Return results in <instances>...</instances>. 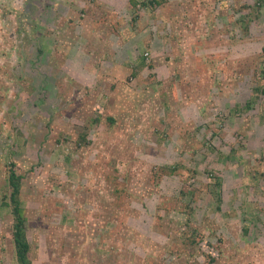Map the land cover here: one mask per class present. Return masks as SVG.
Listing matches in <instances>:
<instances>
[{
	"label": "rangeland",
	"instance_id": "1",
	"mask_svg": "<svg viewBox=\"0 0 264 264\" xmlns=\"http://www.w3.org/2000/svg\"><path fill=\"white\" fill-rule=\"evenodd\" d=\"M28 1L0 0V201L6 214V218L0 216V220H4L3 224L0 223V264H17L11 237L14 218L10 213L7 183L11 164L21 177L19 205L25 212V235L30 245L28 258L31 264H142L134 249L142 242L145 244L138 231L144 234L146 226L150 228L152 236L157 234V243L153 241V246L161 247L160 243L163 245L165 240L160 235L164 227L173 218L186 220L180 216L183 211L190 213L187 219L190 225L199 226L198 216L192 215L199 206L194 200L183 202L179 193L187 181L185 176L179 184L168 186L170 194H175L173 208L169 209L168 204L158 201L167 194L165 192L158 200H150L168 213L163 217L154 216L157 213L155 208L138 199L133 186L136 179L133 180L132 174L142 172V176L149 178L151 168L146 164L155 161L154 157L161 153V149L157 152L144 145L142 134H150L152 140L153 132L160 133L165 129L158 127L164 125V121L158 119L157 114L164 113L168 120L178 117L174 125L180 127L179 121L185 125L179 135L173 133L172 140L179 149L178 142H188V137L184 138L188 132L197 135L194 133L197 126H202L199 131L205 134L200 132V135L203 140H208L207 133L229 126L233 118L248 119L255 109H264V0H157L161 3L158 11L148 15L152 18V24H147L151 40H145L146 33L140 31L145 22L129 21V28L115 36L111 43L113 49L105 44L102 54L107 55L90 68L91 47L98 50L104 42L97 38L83 39L79 25L77 32H71L68 24L59 20H53L50 32L45 34L49 39L44 38V34H35L20 7L27 9L35 19L48 10L42 12ZM48 1V9L60 5L58 0ZM73 1L79 6L72 11L70 3L62 2L61 13L85 21L89 15V8L85 7L87 0ZM120 1L114 0L104 6L110 7L117 15ZM245 4L252 6V13L243 9ZM78 7L83 8V13H79ZM127 12V18L133 16L132 5ZM256 12L260 21L252 22L249 30L246 23L238 27L241 19L237 16L245 14L243 20L249 21V14L252 16ZM49 16L53 17V12ZM106 21L115 24L116 16L107 18L104 13L101 17L88 19L87 25L101 30L103 35L115 28L114 25L103 26ZM60 26L66 33L58 32ZM123 28L119 18L116 29ZM238 31L246 33L245 39L235 40L234 32ZM166 35L174 36L175 54L165 52L169 42ZM119 45L124 47L114 51ZM192 49H196V57L190 51ZM224 49H227L225 54ZM145 51L150 53L147 63H153L156 78L149 77L143 64ZM200 54L204 56L198 60ZM28 66L30 74L37 75L30 83L28 80L22 83V75H26ZM92 67L97 71L95 77L89 72ZM136 67L142 68L147 76L142 77L144 82L139 77L136 80L144 88L141 89V100H136L134 79H129ZM106 68L111 70L112 76H103ZM94 90L95 95L99 92V100L89 105V93ZM103 94L108 96L107 100ZM132 107L136 108V115L129 113L132 111L128 109ZM261 114L262 118L264 111ZM96 116L101 118L99 123L91 125L89 119ZM109 121L113 123L109 125ZM247 128L241 132L232 129L230 133L243 137ZM172 132L176 129L173 128ZM256 133L258 145L264 147V124ZM80 134L85 138L82 139ZM173 142L169 137L163 150L166 148V154L174 157L175 150H178ZM137 144L141 145L137 148ZM201 145L200 154L208 156L206 146ZM251 147L254 145H245L243 149L231 146L230 155L219 159L223 163L234 161L237 150L250 152L248 157H252L254 149ZM194 156L198 157L197 152ZM254 158L255 164L260 163L264 149ZM205 162L206 158L202 164ZM184 169H187L186 165L178 171L170 169L165 175L177 174L180 170L185 172ZM210 171L216 173L205 165L200 173L201 180L209 186L213 184V179L206 177ZM201 195L204 198L197 197V201L208 209L213 208L211 199L203 192ZM259 200L264 202V196ZM141 203L146 212L139 215ZM230 208L229 203L222 204V212L230 213H221L217 232L206 230L203 233L205 246L210 243L211 248H216L208 247V250L220 255L217 264L236 262V253H230L231 256L229 252L247 248L239 243L232 248V244L240 236L237 212L247 215L249 208L246 201L236 204L234 211ZM260 214H264V208ZM250 224L252 233H255L252 237L255 248L264 245V232L258 231L260 223L253 220ZM242 240L240 242L245 243L244 237ZM172 245L181 246L176 236ZM182 246L186 248V245ZM147 248L152 254L148 262L167 263L165 258L157 257L150 245ZM256 252L249 259L250 264H264V252L259 248ZM192 256L196 255L193 253ZM195 258L180 255L174 261L171 258V262L187 264L194 260L189 264H202L201 257Z\"/></svg>",
	"mask_w": 264,
	"mask_h": 264
},
{
	"label": "crops",
	"instance_id": "2",
	"mask_svg": "<svg viewBox=\"0 0 264 264\" xmlns=\"http://www.w3.org/2000/svg\"><path fill=\"white\" fill-rule=\"evenodd\" d=\"M58 1L60 3L59 6H55L49 9L47 8V3H49L48 0H29L28 1L29 3L32 2L33 5L41 9L42 12L45 10H48V11H45L46 14L38 15V17L35 20L36 24L33 25V27L37 26V28H35V30L33 31L35 32V34H39V33L40 35L44 34V38L47 39L48 37H46L45 34L50 32V25L53 20H59L64 24L65 23L68 24V27L71 32L73 31L77 32V25H79L78 28L83 31V33L80 35V36H83V39L87 37H89L91 40L94 38H97V40L101 41V43L102 41L104 42V44L101 45L100 48L98 46L97 48L98 50H95L92 47L91 49L89 48L90 49L89 68L91 66H94L93 64L95 62H98V59L100 60V58H103L104 56L107 55V54H104V55L102 54L103 53L102 47L105 44H107L108 46H110L108 48H111V45H112L111 43L114 42L115 36H118L120 32L125 31L126 28L127 29L129 28L128 25H131L129 24V21L131 23H134L137 20H139L138 23H141V21L142 23L145 22V25L142 26L140 31H143L146 33V37H143L145 40H151V30L148 29L147 24L148 23L152 24V22H150L151 21L150 19L152 18L148 17L149 13L147 12H144L145 13L144 18L137 17V19L134 22L131 16L127 18L126 13H128L127 10L131 6V4L128 2L129 0L120 1L121 4H119L118 9L116 10V12H118L117 15H115L114 12L111 11L110 7L108 8V6H104V5H109V3L114 0H87L88 5H85V4L84 5L86 8H89V15L88 17H85L86 18L85 21H81L78 18L74 19L72 16H69V15L66 16L63 13H61L62 8L60 7H62L61 5L62 2L67 1L68 3H70V7L72 10V8H77V6H79L77 5L78 3L77 1H73V0H58ZM127 6L128 8L125 11V8ZM78 11L79 13H83V8L78 7ZM51 12H53V15H54L53 17L49 16ZM104 13H107V18L108 16H116V23L113 24V23L106 21V23L103 26L106 27L108 25L109 26L114 25L115 28H111L110 32H104L103 35H101L100 34L101 30H98V29L96 30L94 29L93 26L89 27V25H87V20L88 19L92 20L93 18H97L98 16L101 17L102 14ZM28 17H29L28 19H30V14L28 15ZM119 18L122 20V25L124 26L123 30L116 29ZM26 27L28 26L26 25ZM70 31L67 30V33H70ZM58 32L66 33V30L63 31V28L60 26V28L58 29ZM89 34L91 35L89 36ZM121 46L122 45H119V47L117 49H114V51L118 52ZM125 48H126V45H125ZM226 52H227V49H224L223 54H225ZM208 55H215V54L209 53ZM202 56L204 55L200 54V56L198 57V60L199 59L201 60ZM51 59L53 58L49 59L52 62L53 60ZM58 66L60 68V65ZM89 72L93 73L92 74L93 77H95L97 73L96 69H94L93 67ZM36 75H37L36 73L30 74V68L27 69L26 75H22L23 76L22 83L24 82L26 83L27 80L30 83L35 78ZM112 75L113 74L111 73L110 69L106 68L103 70V76L106 77V76H112ZM141 79L142 77L140 76L139 80L141 81ZM136 80H137V77L133 80V86H135V94H136L135 98L136 100L137 99L141 100V89L144 90V88L141 86V84L139 86ZM130 86L131 85H128V87ZM97 94L98 95L96 96H97V101H98L100 94L99 92ZM103 95H106V94H103ZM242 103L246 105L245 102H242ZM128 110L132 111L129 113H133L134 115H136L134 111L136 110V108L132 107V108H129ZM263 111H264L263 108L255 109L254 113L250 117H248V119L247 118H233L231 124L229 123V126L225 125L223 126V128H221L217 132L207 133L208 134L207 136L209 137L208 140H203V137L200 134L201 133L205 134V132L198 131V129L201 128L202 126H197L196 132H194L197 135L195 136L191 134V132H188V134L184 136V138L188 137V142L183 143V144L178 142L177 144H179L180 146L179 149L175 146V142H173L172 140L173 133H176L179 135L180 130L185 125H182L180 121L178 122L180 127L174 125L178 117H173L168 120V117H166L164 113H162L161 115L157 114V118L160 120L162 119L164 121L163 123L164 125H161L158 127H163L165 129L164 130L161 129L160 133L153 132L152 135L154 136V138L152 140H151L150 134L147 136L142 134L141 139H142V143L148 146V148H150L151 150L157 151V152H159V150L161 149V153L160 155H157L154 157L155 161L151 160L150 162H148L149 164H146L148 168H151L149 178L148 176L146 177L142 176L141 174L142 172L141 173L133 172L132 174L133 180L136 179L135 185L133 184L134 189H136V193H137L136 195H138V199L144 202V204L149 203L152 205L151 208H155L157 213L153 214L154 216L160 215L163 217L165 214H168V213H166V211L164 210H161L159 206L156 207L155 204H153L151 201L158 200V198H160L161 193L165 192L167 194H164L163 198H160L158 201H160L161 203L163 202V203L168 204L170 206L169 209L173 208L175 205L173 204L172 201L174 200L175 194L174 195L170 194L171 192L169 191L168 186L171 184H179L182 180V176H185L187 178V181L182 186L183 190L181 188L179 190V193L182 197L183 202L194 200L195 203L199 206V208L194 209L195 214H192L195 217L198 216L199 226L190 225L189 221L187 220L190 217V213L183 211V213L180 214V216L186 218V220L183 221L180 219L173 218L170 222L168 221L167 224L170 223L168 226L166 227L163 226L164 229L160 235L164 236L165 240H164L163 245L162 243H160L161 247L153 246L154 243H157L155 241V237L157 234L155 236L153 234L152 236V234H150V228L146 226L147 231L144 234L138 231L139 237L141 239H145V244H143L142 242L139 246L138 245L134 246V249H135V254L137 255V257L141 259L142 264H152L151 262L147 261L152 256L151 253L147 252L148 250L147 245H150L156 251L158 258H161V259L165 258L167 260L166 264H173L171 262V258L174 261V258H179L180 255L182 256V258L185 257L187 259H194L195 257L198 259V257H201L203 259L202 264H205V259L207 260L206 264L208 262H211L210 260L211 258L214 264H217L220 255L211 253V251L208 250V247L211 248L210 243L207 244V247L205 246L206 238L204 237L203 233L205 234L206 230H208L209 232L210 231L217 232L221 219H222L221 213H226V215L230 213V211L222 212L223 203L224 204L229 203V206L231 207L230 210L234 211L233 207H235L236 204L238 205V203L240 205L242 201L244 202L246 201V205L249 208V213L245 215V214H241L240 212L238 214L237 212V215L239 216L237 217V219L240 221V230H239L240 236L237 238V242L232 244V248L235 246V244H238V243L239 245L243 247L244 246L246 247L247 245V248L245 249V251H243L244 250L243 248L241 249L237 248L236 252H229V254L236 253L235 256L237 259L236 262L231 263V264H236L237 261H239V264H250L249 259L253 255L254 251L256 252L257 249L259 248L264 252V249H263L264 245L255 248V245L252 241V237H254L255 233L254 234L252 233L253 230L250 224V222H252L253 220H257L260 223V226L258 227V231L264 232V214H260L263 211L264 202H261L259 200V197L264 196V193H262L264 189H261V188H264V158H261L259 160L260 163L258 164L254 163L255 154L258 153L261 149H264V147H260V145H258L259 138L256 141V137L258 136L256 132L259 133L261 126L264 124V115L261 118V115H262L261 113ZM142 112L143 111L141 110L140 113ZM258 118H260L261 122H259ZM178 127H179V131L177 132ZM214 127H217V125H214ZM173 128L176 129V132H172ZM244 128H247V130L245 134H243V137L235 134V132H241V130ZM251 128H253V130L250 131ZM232 129H236V131L230 133ZM169 137H170V141L174 143L175 148L178 150L177 152L175 150V154L176 153L177 154L174 155V157L173 155L168 156V154H166V148L163 150V146L166 145V142L169 139ZM209 140L211 142L210 144L208 142ZM201 143H203V146H207L208 148L211 147L212 149L211 152H209L207 149L206 153H210V154L206 157L205 155L200 154L199 147H202ZM250 144L254 145V147H251L254 149V152H252L253 153L252 157H248L250 152L243 153L237 150V156L234 161H229V162L226 161L223 163L221 159H219V157L227 158V156L230 155V152L233 151L232 149H230L231 146L238 147V149H243L245 145H249L250 147ZM140 145L141 144H137V148ZM196 152L198 154L197 158L194 156ZM184 154H185V157H184ZM152 158L153 156L151 157V159ZM205 158L207 159V162H205L203 165L202 162L205 160ZM242 158H244V161H242ZM146 162L147 160H145V163ZM184 165L187 166V169H184L185 172L183 170H180L179 173L177 174L173 173L170 176L165 175L168 172L169 168L171 170L178 171L180 168H183ZM205 165L210 166L216 172L215 174L213 173L212 178L209 177L208 175L209 172L206 175L208 179H213V184L210 186L207 185L206 182H203L200 178V173L202 172V169L204 168ZM259 189H261L262 191L259 192ZM202 192L206 196H208L209 199H211V203H213V208L210 207L208 209L204 207L200 201H197V197L204 198V196L201 195ZM148 194H149V197H148ZM140 195L143 197L141 198ZM255 197L257 199L253 200V198ZM2 207H3L2 201H0V213H2L0 214V216H4L6 218L5 209ZM138 208H140L139 215L146 212V210H144L143 203H141V206H139ZM38 212H39V209H38ZM160 216H158L157 218H159ZM179 220L180 222H178ZM3 222L4 220H0V223L3 224ZM175 225L177 227L176 229H175ZM141 228H143V226H141ZM225 228H228V226L226 225ZM242 228L245 230V232L242 231ZM175 230L178 231V233H176ZM228 232L231 233L230 230H228ZM190 233H193V234L196 233V235H198V237L194 235L195 242H196V244H194L195 245L194 247H192L193 243L188 241L186 237L184 236V234H186V236L191 237ZM174 236H176V239H179L181 246L178 245L177 247H174L172 245V243L174 244ZM242 237H244V239H246L247 242L246 241L245 243L240 242V241H243ZM182 244L186 245L185 249H184L185 246H182ZM248 245H251V248L248 249ZM211 249L214 250L216 248L212 246ZM158 250H160V252L162 253H159ZM238 251H239V254L237 253ZM193 253L196 255L195 257L192 256ZM256 253L259 254V252H256ZM230 255L233 256L232 254ZM191 261H194V260L188 261L187 264H189Z\"/></svg>",
	"mask_w": 264,
	"mask_h": 264
},
{
	"label": "trees",
	"instance_id": "3",
	"mask_svg": "<svg viewBox=\"0 0 264 264\" xmlns=\"http://www.w3.org/2000/svg\"><path fill=\"white\" fill-rule=\"evenodd\" d=\"M132 2H134V4H132ZM131 5H132V9H134V13H133V16H132V20L133 22L138 18L140 17H143V13L144 12H147V13H150L151 12H156L158 11V7H160L161 3L160 1H157V0H139L137 2H135L134 0H130L129 2ZM166 4V2H164ZM21 11L23 12L22 15L24 16V18L26 20L29 21V24H30V28L33 30L35 29L37 26H34L36 23H35V17H31L30 16V19L29 20L28 18V15H29V12L27 9L25 8H22L20 7ZM243 9H247L249 13H252L253 12V9H252V6H250L249 4L248 5H244L243 6ZM254 11H257V10H254ZM245 14H241L240 16H237L239 17V19H241L240 23H238V27L240 28V25L243 24V23H246V29L249 30V28L252 27V22H257V21H260V15L258 14V12H256V14H252V16H250L249 14V21H245L243 20V17ZM135 23V22H134ZM249 33V32H248ZM235 35V40L237 38H243L245 39V36H246V33H243V32H240L238 31L237 33L234 32ZM166 38L169 39V42L166 43V47L165 48V52H170V53H175L177 51L176 47L174 46V36H170V35H166ZM162 46H163V43H161ZM263 49V48H262ZM194 55L195 57L197 56V52H196V49H192L190 50ZM264 51V49H263ZM144 54H147V56L144 55L143 59H144V63L145 64L144 66L148 69V72H149V77H154L156 78V74L157 72H154V67H153V63H147L149 60H150V53L148 51H145ZM164 54V53H163ZM167 59H170L167 58ZM142 64V65H143ZM136 67L131 73H130V76H129V79H135L136 77H147L145 75V72L142 68H138ZM151 72H150V71ZM263 77H264V73H263ZM141 82H144L143 79H141ZM262 92V91H261ZM95 93V90L93 91V93H89L90 97H89V105L91 104H96L97 102V96L94 94ZM264 93V91L262 92ZM104 99H108V96L107 95H104L103 96ZM166 108L169 109V106H166ZM96 115V114H95ZM100 116V115H99ZM99 116H96V118H90L89 119V123L91 125H94V124H98L99 123V120L101 119ZM109 116H107L108 118ZM108 121V120H107ZM111 121H109V125H111L113 123L110 124ZM200 130V128L198 129ZM81 138L84 139L85 136H82L80 134ZM209 144L211 143L210 140L208 141ZM206 149H208L209 152L212 151L211 147H207L206 146ZM210 154V153H209ZM7 167V165H6ZM165 171V170H163ZM170 171V168L168 170V172ZM256 171V170H255ZM209 177L212 178L213 176V172H209ZM215 179V178H214ZM7 183H8V186H9V189H10V194H9V205L11 204V209H10V213L11 215L13 216L14 218V222H13V225H12V243H13V247H14V251H15V257H16V262L17 264H31L30 263V260L28 258L29 256V253H30V245L26 239V235H25V230H26V220H25V217H24V211L21 210L20 208V205H19V193H20V187H21V177L13 170V164L10 165L9 167V174H8V178H7ZM261 189H264V188H261ZM259 189V192H261L262 190ZM264 193V192H262ZM8 206V204H7ZM9 207V206H8ZM242 231L245 232V230L242 228ZM246 234V233H245ZM191 237L189 236H186V234H184V236L186 237V239L190 242H192L194 244H196L195 242V236L193 233H190ZM211 262L212 259L210 258Z\"/></svg>",
	"mask_w": 264,
	"mask_h": 264
},
{
	"label": "built area",
	"instance_id": "4",
	"mask_svg": "<svg viewBox=\"0 0 264 264\" xmlns=\"http://www.w3.org/2000/svg\"><path fill=\"white\" fill-rule=\"evenodd\" d=\"M145 56H147V54H144Z\"/></svg>",
	"mask_w": 264,
	"mask_h": 264
},
{
	"label": "clouds",
	"instance_id": "5",
	"mask_svg": "<svg viewBox=\"0 0 264 264\" xmlns=\"http://www.w3.org/2000/svg\"><path fill=\"white\" fill-rule=\"evenodd\" d=\"M199 131V130H198Z\"/></svg>",
	"mask_w": 264,
	"mask_h": 264
}]
</instances>
